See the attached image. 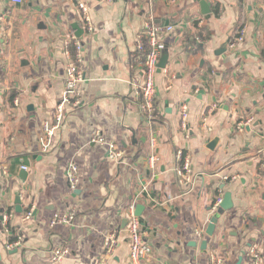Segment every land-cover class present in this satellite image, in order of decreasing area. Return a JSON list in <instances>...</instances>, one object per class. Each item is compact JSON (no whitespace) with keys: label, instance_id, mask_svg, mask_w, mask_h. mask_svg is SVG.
<instances>
[{"label":"crops","instance_id":"0c3cea01","mask_svg":"<svg viewBox=\"0 0 264 264\" xmlns=\"http://www.w3.org/2000/svg\"><path fill=\"white\" fill-rule=\"evenodd\" d=\"M206 1L207 15L195 0H83L89 33L74 0L16 7L0 0V217L15 212L8 232L0 221V264H130L129 209L139 205L153 248L145 264H212V254L223 264H255L258 254L264 264V0ZM152 16L175 30L163 38L162 56L169 58L156 76L157 110L148 124L130 79L142 80L132 53ZM74 25L84 30L83 105L69 109L55 148L45 153L42 125L53 121L63 97ZM243 27L244 41L230 49ZM95 130L124 151L121 161L110 159L106 145L92 144ZM153 138L159 159L151 170ZM179 149L193 159L189 191L176 178ZM71 165L79 170L75 188L67 178ZM227 192L234 207L209 237L215 202ZM71 212L72 225L50 226L55 215ZM11 230L21 246L9 247ZM110 240L116 246L107 256ZM62 245L70 255L54 263L51 251Z\"/></svg>","mask_w":264,"mask_h":264},{"label":"built area","instance_id":"2783aa9c","mask_svg":"<svg viewBox=\"0 0 264 264\" xmlns=\"http://www.w3.org/2000/svg\"><path fill=\"white\" fill-rule=\"evenodd\" d=\"M12 6H21L23 0H8ZM78 10L81 13L83 22V28L85 31L92 33L94 31L92 19L88 12V9L83 0H74ZM175 27L172 25L158 24L154 17H150L143 30L137 35L136 46L132 53V60L134 64L140 67L143 72L142 80L138 76H133L130 79L131 94L136 100L139 111L143 120L148 124L155 122V114L157 110V87L156 76L159 71V62L162 54L166 50V44L164 42V36L174 32ZM246 36V28L243 27L239 36H237L229 45L230 49L236 48L242 43ZM84 52V44L81 38H78L76 34L72 33L65 44V55L68 59L67 67L65 70V88L63 97L59 101L53 121H46L42 125V131L40 135V145L43 152H50L55 148V138L58 131H61L64 127L68 112L70 108L79 109L83 105L82 96L80 94V85L84 82L85 77L80 69V64L83 61L82 55ZM181 128L182 131L188 133V117L189 112L186 105L181 106ZM250 123V122H249ZM247 124H241L240 129L244 128ZM92 144L106 145L109 150V157L114 161H121L124 158V151L121 150L116 143L108 141L103 133L99 130H95L91 136ZM157 146V140L155 138L151 141L152 154L148 158L149 169H156L158 162V155L155 153ZM176 178L178 185L185 191L192 189L195 182V173L193 167L192 155L185 150L179 149L176 154ZM22 170L28 171V168L23 166ZM78 167L71 165L67 172V178L72 188L76 187L78 182ZM228 179V178H226ZM222 198H218L215 202V210H218ZM14 210L5 214L3 222L8 226L9 221L14 217ZM31 214L27 215L26 219H29ZM75 221V214L73 212L65 215H55L50 223L51 227L57 224L72 225ZM128 233L130 238V264H145L146 260L153 254V248L150 246L144 237L141 221L136 216V206H131L129 209L128 218ZM8 232V227L6 228ZM16 236V235H15ZM22 242L19 237L16 236V241L9 244L10 248H16L21 246ZM115 241L110 240L107 243V256H110L115 249ZM254 253V252H252ZM70 255V250L65 246L55 247L51 251V259L54 263H59L65 260ZM212 264H223L220 257L215 254L211 255ZM261 264V259L256 254V263Z\"/></svg>","mask_w":264,"mask_h":264},{"label":"water","instance_id":"95a60500","mask_svg":"<svg viewBox=\"0 0 264 264\" xmlns=\"http://www.w3.org/2000/svg\"><path fill=\"white\" fill-rule=\"evenodd\" d=\"M200 4L201 7V13L203 15H207L210 14L211 10L209 8V4L206 0H195ZM74 30L76 32V36L78 38H81L84 35V30L80 28L79 25H74ZM168 54H165L161 57L160 62H159V71H162L164 69H166L167 67V63H168ZM250 130V127L248 128ZM218 140H214L213 142H211L209 148L213 149V147L216 145ZM21 178L23 180H27L28 178V173L27 172H21ZM15 205H16V211L17 213L21 214L23 212L22 210V202L20 200V193L16 192V200H15ZM234 207V203L232 200V194L227 192L224 195V198L220 204L219 209L217 210V212L214 214V216L211 218L210 224L208 226V229L206 231L207 236L212 237L214 234V231L216 229V226L220 220V218L224 215L225 212L230 211L232 208ZM144 210V207L139 205L136 208V216L140 217L142 215V211ZM0 221H3V217H0ZM207 245L208 242L207 240H204L201 244V248L203 251L207 250ZM242 261V258L240 259L239 263Z\"/></svg>","mask_w":264,"mask_h":264},{"label":"trees","instance_id":"16d2710c","mask_svg":"<svg viewBox=\"0 0 264 264\" xmlns=\"http://www.w3.org/2000/svg\"><path fill=\"white\" fill-rule=\"evenodd\" d=\"M198 38H201V36H198ZM11 236H10V240H9V244L13 243L16 241V236H15V232L13 230H11Z\"/></svg>","mask_w":264,"mask_h":264}]
</instances>
